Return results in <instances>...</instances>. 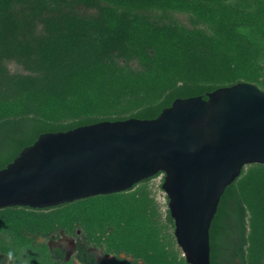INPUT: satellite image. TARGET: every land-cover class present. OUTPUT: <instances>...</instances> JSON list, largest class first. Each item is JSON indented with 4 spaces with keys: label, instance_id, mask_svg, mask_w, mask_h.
Returning a JSON list of instances; mask_svg holds the SVG:
<instances>
[{
    "label": "trees",
    "instance_id": "trees-1",
    "mask_svg": "<svg viewBox=\"0 0 264 264\" xmlns=\"http://www.w3.org/2000/svg\"><path fill=\"white\" fill-rule=\"evenodd\" d=\"M240 82L264 86V0H0V170L41 134L151 120L176 99ZM160 175L56 207L1 209L0 254L10 264H188L148 188ZM76 202L91 203L81 220L53 216ZM60 232L80 238L69 260L47 242ZM209 235L210 264H264V165L225 189ZM87 248L111 258H85Z\"/></svg>",
    "mask_w": 264,
    "mask_h": 264
},
{
    "label": "water",
    "instance_id": "water-1",
    "mask_svg": "<svg viewBox=\"0 0 264 264\" xmlns=\"http://www.w3.org/2000/svg\"><path fill=\"white\" fill-rule=\"evenodd\" d=\"M249 165H264V91L240 82L206 99H176L151 120L41 134L0 170V210L56 207L162 174L185 261L210 264L209 231L221 196Z\"/></svg>",
    "mask_w": 264,
    "mask_h": 264
},
{
    "label": "rangeland",
    "instance_id": "rangeland-1",
    "mask_svg": "<svg viewBox=\"0 0 264 264\" xmlns=\"http://www.w3.org/2000/svg\"><path fill=\"white\" fill-rule=\"evenodd\" d=\"M9 69L11 72H16L19 71V67L16 66L15 64L11 63L8 65ZM256 87L258 89H260L261 91H264V86H261L260 84H256ZM162 185V175L152 179L149 183H148V188L151 190L152 192V196L155 198L158 206H159V211L161 214V221L165 220V215H166V210L168 209V201H167V197L165 195V192L160 188ZM89 205H91V203H84V202H76L75 204L63 208L60 211H56L54 212L53 216H57V215H73L75 217V219L81 220L80 218L83 217V215L86 213L85 208L88 207L89 209ZM85 211V213H83ZM170 228L167 230L168 233H170ZM62 235H65L63 232H60L58 234V237L60 236V238L58 239L55 238V240L50 239L47 242L51 244V246H54L55 244H63L64 246H66L67 248L70 247L71 242H68V240H65V238H63ZM58 239V240H57ZM80 238L77 239H73V244L75 243H80V240H78ZM39 241H42L41 239ZM72 246V245H71ZM178 247V246H177ZM179 248V247H178ZM180 251V256L182 255V252L179 248ZM95 252V258L97 259V261H101L102 259L108 261L110 260L111 256H105L103 257L102 253L100 251H94ZM70 259V256L68 257V260ZM74 264H78L77 261H74Z\"/></svg>",
    "mask_w": 264,
    "mask_h": 264
},
{
    "label": "flooded vegetation",
    "instance_id": "flooded-vegetation-1",
    "mask_svg": "<svg viewBox=\"0 0 264 264\" xmlns=\"http://www.w3.org/2000/svg\"><path fill=\"white\" fill-rule=\"evenodd\" d=\"M63 238H65V240H68V242H71L70 244V247L67 248L66 246H64L63 244H55L54 246H51V244L49 243V246H50V250L52 252H60V253H63L64 256H65V260H68V257L70 256V258L74 255V254H77L79 252V248L81 247L80 246V243H72L73 242V237H70V236H67V235H62ZM60 238V236L58 237V239ZM57 239V240H58ZM72 245V246H71ZM96 249L94 248H87L85 249V252H86V255H85V258L87 256H89L90 258H95V251ZM97 251V250H96ZM57 255V254H56ZM0 264H6V261L8 260L7 258H5L2 254L0 255ZM96 259V258H95ZM236 263V262H234Z\"/></svg>",
    "mask_w": 264,
    "mask_h": 264
}]
</instances>
